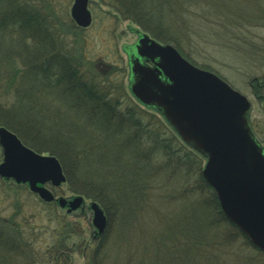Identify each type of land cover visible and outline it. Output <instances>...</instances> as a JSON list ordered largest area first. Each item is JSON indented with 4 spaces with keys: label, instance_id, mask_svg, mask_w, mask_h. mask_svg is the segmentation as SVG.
<instances>
[{
    "label": "trees",
    "instance_id": "1",
    "mask_svg": "<svg viewBox=\"0 0 264 264\" xmlns=\"http://www.w3.org/2000/svg\"><path fill=\"white\" fill-rule=\"evenodd\" d=\"M36 1L41 9L33 5L34 0H0V40H3L5 47H7V50L2 48L0 59L3 61L0 62V69H6V63L10 65V69H14L8 63V60L14 59L13 54L19 55L24 60L23 68L11 73V76L18 75L21 78L19 79L21 85L19 84L15 88L18 90V96H14V98L18 97L17 101L9 103L8 107L0 105V111L3 112L11 106H23L25 110H31L36 114L38 111L39 114L40 109H30L37 104L36 96L25 95L23 91L38 94L51 92L52 98V94L56 92V94H60V99H64L66 104L65 113L61 115L62 118L60 119L65 122L66 111L71 109L77 123L73 122L68 115L65 124L57 125L56 136L53 137L52 135L48 139L53 143L47 145L45 143L44 146L38 144L39 141L43 140L41 137H28L16 130L17 127L25 128V126L17 124L20 121L10 123L6 116L2 115L3 124L15 132L24 144L36 151L40 148L45 149L54 155L58 159L66 183L72 191L84 194L99 202L107 217L109 216L108 205L115 207V209L127 211V208L139 204L142 207L141 211L135 210L128 215L129 222H132L131 216L136 213V215H141L139 219L144 217L152 221L159 218L157 211L151 212V205L149 204L148 190L154 189L150 169H153L155 163L156 169L159 168L163 174V170H167L168 183H164L169 184L167 188H180L183 191L185 200L180 207H183V216L180 214L182 209L176 216L165 213L161 220L163 221L162 224L159 223L161 226L159 228L154 227L156 232L153 236L157 238L158 243V248L153 254L156 257L145 260L138 254L134 256L136 259L133 264H201V262H210L214 258V253L212 248H209V239L219 236L225 238L222 236L227 233H221V231H225V225L230 226L228 228L232 230V233H242L237 231L231 222L227 221L214 192L212 195L210 193L212 203L197 204L192 202L189 205V198L193 199L196 192L203 191L206 194L211 192L210 186L204 181L200 173L201 165L196 157L198 151L193 149L196 152H192L185 144H182L164 124L165 119L159 118L146 109H140L136 103L131 102L126 95H123V92H117L122 85L121 87L119 84L114 85L115 80L112 82L109 74L104 76L100 72L89 75L83 71L82 73L80 67L83 59L80 48L76 47L69 51L63 50L62 44L57 43L56 38L52 37L54 44H49V48L53 49L54 53L49 57L44 56V60L38 63L37 57L42 55L44 49L47 48L43 40L50 38V35L54 36L52 34L54 30L51 33L47 32H50L49 29H53L50 25H55L52 21L58 20V18L52 12L54 9L52 0ZM181 1L107 0V5L122 18L135 22L153 37L162 38L181 51L180 41L176 39L178 36L176 32L193 34L192 32L195 31L194 35L198 32L200 34L203 32V36L206 35V32L203 31L204 25L200 21V15L192 12L194 8L197 11L198 8L201 9L200 4L195 5L190 1ZM189 11L191 13L186 14ZM256 16L261 17L260 14H252L251 18L254 19ZM209 17L212 18L211 15H208L207 19ZM257 21L262 22L258 19ZM203 22L206 21L203 20ZM12 29L15 38L9 41L8 38ZM77 41L74 40V44H77ZM55 46L61 56L57 54L56 57ZM40 48L42 49L40 50ZM186 57L188 56L186 55ZM38 58L41 59L40 56ZM106 77L111 81V84L105 86ZM21 80L26 82L24 87ZM109 80L107 82H110ZM5 87H7L6 83H4ZM2 89L0 83V90ZM1 97L4 100V96L1 95ZM51 97L47 98L51 99ZM1 102L0 104L4 103V101ZM23 122L28 124L25 120ZM74 124L81 127L79 135L82 138L80 139H77V134L73 135ZM66 125L68 126L65 127ZM70 135L74 136L71 150L67 148V142H73ZM95 141L97 147H95ZM80 170L90 172V180L87 181L83 174H80ZM145 172L147 173V180L143 177ZM80 176H82L81 181ZM173 201L175 200L169 202ZM132 203L135 204L132 205ZM213 208L215 214L212 212ZM183 218L184 226L177 227L179 233L177 236L179 237H176L183 248L177 249L176 246H169L168 239L172 233L171 227H175L176 230L178 220ZM167 221L171 223H167ZM60 231L62 232V230ZM22 236L24 234L15 223L0 220V264H18L17 259L20 255L27 253L22 249L27 245L22 240ZM113 248L115 249L117 246L115 247L113 244L112 238L110 240L106 230L97 234L94 248L90 252L92 255L90 254L89 262L102 264L101 259L103 257L104 259H113V264H119L118 256L113 254V257L111 253L108 256L104 255V250L112 252ZM56 250L49 249V258L42 264H68L66 258H61V260H65L64 263L59 262ZM59 251L63 253L62 248ZM128 259L126 258L123 264H132Z\"/></svg>",
    "mask_w": 264,
    "mask_h": 264
},
{
    "label": "rangeland",
    "instance_id": "2",
    "mask_svg": "<svg viewBox=\"0 0 264 264\" xmlns=\"http://www.w3.org/2000/svg\"><path fill=\"white\" fill-rule=\"evenodd\" d=\"M184 1L182 0L181 2ZM186 1L193 2L195 5L200 4L201 9L198 8L197 11L194 8L192 12L200 15L202 20L200 17L199 19L204 25L203 31L206 32V35L203 36V32L202 34L198 32L194 35L195 31L192 32L193 34L190 32H176V35H178L176 39H179L182 48L181 51L177 50L182 55L185 53L188 57L185 54L184 56L190 61L192 60L191 62L196 66L215 72L232 88L242 93L249 100L250 106L246 114L247 125L251 128L255 141L264 149V84L262 83L264 81V0ZM72 2L73 0H52V4L54 5L52 12L54 16H57L58 20L55 19V21H52L55 25L51 24L50 27L53 29H49L50 32L47 33H51L54 30L52 33L54 36L50 35V38L43 40L47 48L44 49L45 51L42 55H39L41 59L38 58L39 56L37 57V62L40 63L44 60V56L49 57L54 53V50L49 48L52 43L54 44L52 37L56 38L57 43L60 42L62 44L63 50L66 49V51H69L76 47L80 48L83 59L82 66L80 67L81 72H86L87 75L95 72H100L104 76L109 74L111 81L113 82L115 80L113 82L114 85L119 84L120 87L121 85L123 87V89L122 87L118 89L117 92H123V95H126L131 102L136 103L140 109H146L156 114L159 118L164 119L153 106L147 107L140 103L130 92L129 85L132 82V78L129 60L130 57L136 55L134 46L143 33L161 44L169 42L162 38L157 39L153 37L135 22L116 14L107 5V0H88L87 8L91 13V20L87 26H81V28L70 17L69 12ZM33 5L41 9L36 0H34ZM190 13L189 11L186 14ZM252 14H260L261 17L258 18L256 16L253 19L251 18ZM208 15H211L212 18L209 17L207 19ZM257 19L262 22L259 23ZM203 20L207 23H204ZM10 31L9 41L15 38L12 32L13 29ZM74 40H78L77 44H74ZM3 42V40H0V46H3L0 47V55H2L1 52L3 49L7 50ZM54 49L57 50L56 46ZM57 54L61 56L58 50L56 57ZM13 58V60H8V63L14 69H10V65L7 63L6 69H0V83L1 87H3L0 90V103L4 101L0 105L5 107H8L9 103L17 101L18 97L14 98V96H18V90H15V88L19 84L21 85V82L19 83V79L21 78L18 75L11 76V73L15 70L20 71L23 68L24 60L16 54H13ZM1 61L3 60L0 59ZM151 64V62H148L147 65ZM105 80L108 81L109 79L106 77ZM21 81L24 87L26 82ZM107 81H104L105 86L111 84L110 80V82ZM4 83L7 84L5 88ZM23 93L38 98H35V100H38L37 104L39 105L36 104L35 107H30V109H40V113L38 114L37 111L36 114L31 110H25L23 106H11L6 110L2 109L3 112L0 111V126H6L2 122V115L6 116V119L10 123L20 121L17 124L25 126L28 131L25 128L15 127L16 130L21 131L28 137L38 138L41 136L43 140L39 138L41 141L38 144L44 146L45 143L46 145L53 143L48 139L52 135L53 137L56 136L57 125L60 123L65 124L68 115L73 122L77 123L76 118L73 116V110L71 109L70 111H66V116L64 115L65 122L60 119L62 118L61 115L65 113L66 108L64 99H60V94L58 95L55 92L52 94V98L50 96L51 92H41L42 94H38L36 92L29 93L23 91ZM1 95L4 96V100H2ZM47 97H51V99ZM23 120L28 122V124H25ZM163 122L182 144H185L190 151L196 152L183 142L166 120ZM79 127L75 124L73 125V135L77 134V139L82 138L79 135L81 132V127ZM62 129L65 130V128ZM72 141L67 142V148L69 150L72 149L71 143H74V136L72 137ZM95 143L97 142L95 141ZM95 147H97L96 144ZM38 151L47 152L41 148ZM196 153V157L201 165L200 169L202 170L206 162V156L198 152ZM150 171L154 189L148 190L149 204L151 205V212L157 211V217L159 218L156 220L153 219L152 221L144 217L143 219H139L141 215H136V213L131 216L133 218L132 222H129L127 219L128 215L132 214L135 210L141 211L142 207L139 204L127 208V211L125 209H115V207L108 205L109 218L104 213L106 222L103 231L106 230L108 232L110 240L112 238L113 244H115V247L117 246V248H113L112 252L104 250V255L108 256L111 253L112 256L113 254L118 256L117 260L119 264H123L126 258H129L128 260L133 264V261L136 259L134 256L138 254L145 260H148L150 257H156L153 254H155V249L158 248V243L157 238L153 236L156 232L154 227L159 228L161 226L163 222L161 220L165 213L166 215L176 216L182 209L180 214L183 216V207L180 208L185 200L182 189L174 187L168 189L169 184H164L168 183L167 170H163V174L159 168L156 169L155 163L153 169H150ZM80 174H83V177L87 181L90 180V172L80 170ZM143 177L146 180L148 179L146 172L143 174ZM81 179L82 176H80V181ZM47 187L53 190L55 197L62 196L69 200L72 197L81 195L82 203L71 213H67L66 209L58 206L56 202L49 204L43 202L26 185L17 184L11 179L0 177V220L15 223L17 228L24 234L22 240L27 244L22 248L27 253L20 255L17 259L18 264H42L49 258V249H57V258H59L60 263H64L65 261L61 260V258H66V263L68 264H93L91 263L92 261L89 262V259H91L92 253L90 252H92L96 242L97 231L92 225L90 202L95 200L84 194L72 191L66 183V178L57 187H51L50 185H47ZM210 189L211 192L209 194L203 191L196 192L193 199L189 198V205L192 202L197 204H206L205 202L212 203L210 193L212 195L214 191L211 186ZM173 199L175 201L169 202ZM95 202L99 205V202ZM134 204L132 203V205ZM214 210L213 208V214H215ZM227 221L229 220L227 219ZM167 223L171 222L167 221ZM180 225L184 226V218L178 220L176 230L175 227H171L172 233L168 239L169 246H176L177 249L183 248L176 238L179 237L177 236L179 235L177 227ZM228 227L225 225V231H221L222 234L227 233L222 236L225 238L219 236L218 238L214 237L208 240V245L209 248H212L214 258L210 262H201V264H264V252L254 248L236 226L237 231L242 234L238 232V234L232 233V230ZM61 248L63 253L59 251ZM101 260L102 264H113L114 261L113 259H104L103 257Z\"/></svg>",
    "mask_w": 264,
    "mask_h": 264
},
{
    "label": "water",
    "instance_id": "3",
    "mask_svg": "<svg viewBox=\"0 0 264 264\" xmlns=\"http://www.w3.org/2000/svg\"><path fill=\"white\" fill-rule=\"evenodd\" d=\"M88 0H73L70 16L87 26L91 14ZM130 57V91L142 104L155 107L177 132L206 156L201 174L218 199L224 216L241 231L252 246L264 252V149L247 125L249 100L214 72L189 62L170 43L161 44L142 34ZM144 58L153 66L140 62ZM3 157L0 177L27 183L44 201L67 204V212L82 203L54 198L45 183L58 186L65 180L58 159L23 145L11 131L0 126ZM92 225L97 233L105 226V214L90 202Z\"/></svg>",
    "mask_w": 264,
    "mask_h": 264
},
{
    "label": "flooded vegetation",
    "instance_id": "4",
    "mask_svg": "<svg viewBox=\"0 0 264 264\" xmlns=\"http://www.w3.org/2000/svg\"><path fill=\"white\" fill-rule=\"evenodd\" d=\"M140 62H142V63H144V64H148V62H150V61H148V60H145V59H143V58H140ZM152 63V62H151ZM150 64V63H149ZM153 65V63L151 64V66ZM263 82V81H262ZM264 84V83H263ZM4 127H6V126H4ZM7 128V127H6ZM8 130H9V128H8ZM10 131L11 132H13L11 129H10ZM13 133H15V132H13ZM16 134V133H15ZM40 134H41V132H40ZM16 136L20 139V137L16 134ZM41 137V136H40ZM21 140V139H20ZM22 141V140H21ZM23 142V141H22ZM28 146V145H27ZM28 147H30V146H28ZM31 148V147H30ZM33 149V148H32ZM34 150V149H33ZM34 151H36V150H34ZM264 151V150H263ZM36 152H38V153H41V154H50V155H52L49 151H47V152H39V151H36ZM0 157H1V159H2V157H3V153H2V148H1V146H0ZM47 185H49V184H47ZM66 208V207H65Z\"/></svg>",
    "mask_w": 264,
    "mask_h": 264
}]
</instances>
